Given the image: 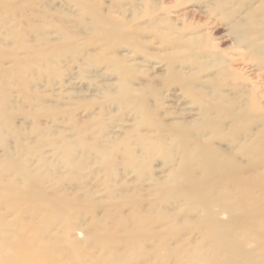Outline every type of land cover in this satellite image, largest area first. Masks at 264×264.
I'll list each match as a JSON object with an SVG mask.
<instances>
[{"label":"bare ground","instance_id":"obj_1","mask_svg":"<svg viewBox=\"0 0 264 264\" xmlns=\"http://www.w3.org/2000/svg\"><path fill=\"white\" fill-rule=\"evenodd\" d=\"M61 1L79 12V31L65 26L71 17L64 13L56 20L62 22L57 43L39 37L32 45L22 27L44 12L26 17L24 8L33 6V0L18 5L17 0H0L1 34L9 42L0 40V74L8 72L2 66L12 58L17 68L35 61L38 75L47 76L67 56L82 55L81 63L87 62L92 55L86 48L95 49L96 40L124 41L133 33L123 23L130 22L128 17L103 10L98 0ZM206 2L213 15L229 22L234 45L245 51L237 54L239 59L227 58L212 43V35L198 28L174 29L165 39L163 45L174 56L164 59V87L175 86L190 98L195 120L166 122L149 103L161 91L132 87V66L122 58L100 59L97 63H106L119 79L118 90L105 97L129 110L137 122L121 138L88 143L87 127L73 121L65 128L76 130L78 141L71 143L63 131L50 134L37 123L42 117L56 119L46 109V97L32 88L38 78L32 86L30 77L0 80V144L6 147L4 138L14 131L10 88L30 105L33 112L25 117L33 119L30 135L36 138L26 145L25 133L13 132L17 152L6 148L0 161V187L8 190L0 192V264H264V93L242 69H233L246 59L264 69V0ZM142 4L151 11L154 3ZM148 22L174 21L152 17ZM83 32L88 39L83 40ZM18 51L27 55L25 60L17 57ZM18 73V79L26 75ZM45 146L51 148L52 159L42 152ZM153 162H159L158 173ZM94 165L95 173L104 175L98 188L103 187L110 202L105 206L96 198L100 191L89 188L84 175ZM121 167L138 187L130 190L125 177L117 180ZM65 180L78 184L72 194L63 190Z\"/></svg>","mask_w":264,"mask_h":264},{"label":"rangeland","instance_id":"obj_2","mask_svg":"<svg viewBox=\"0 0 264 264\" xmlns=\"http://www.w3.org/2000/svg\"><path fill=\"white\" fill-rule=\"evenodd\" d=\"M21 1L23 0H17V5ZM33 1L35 2L33 6L24 8L27 12H23L24 15H26V17H32L33 13L44 12V17L37 21L29 22L22 27L26 32L25 39L29 44H38L39 37H43L47 43L52 45L57 43L59 38L58 30L62 22H56V20L64 13H68L71 17V22H67L65 26L69 30H74L75 32L79 31L75 23H79L80 14L76 11V8L62 3L61 0ZM117 1L118 0H98L103 10L114 14L116 17L123 16L126 19L128 17V21L130 22L123 23L126 24L128 29L133 33L128 34L124 41L122 40L123 38L114 37L108 39L106 43H101L96 40L97 47L95 49H91V46L86 48V52L92 55L87 62L81 63L80 59L82 55H76L77 57L74 56V58L67 56L62 63L53 66V71H50L47 76L38 75V67L35 65V61L23 62L17 68L13 64V59L8 58L2 66L3 68H7L8 72L3 75L0 74V80H7L9 78L19 81L21 78L27 79L30 77L28 79L30 86L34 83L35 78L40 80L38 84L32 88L39 95L46 97V109L50 110L55 115L56 119L50 120L42 117L37 120V123L41 128L47 129L50 134L63 131L65 135L70 137L71 143H76L78 141L76 130L66 131L65 128L73 124V121L79 128L85 129L87 127V130L85 129V134L88 133L89 135V139L87 140L88 143H93L96 140L103 143L102 141L105 140L104 137L107 136L121 138L127 131L132 130V127L137 122L136 118L129 110L110 103L105 97V93H115L118 90L119 79L118 75L111 68H108L106 63L102 62L98 64V60L119 57L122 58L127 65L132 66L133 79L131 86L134 88L155 90L157 92L161 91L160 96L157 98H150L149 103L152 107H158L160 113L165 117L166 122H170L180 117H184L187 120L197 119L196 106L192 103L190 98L184 96L175 86L168 87V90L164 87V78L168 71L167 62L164 59H169L174 56V54L168 51L167 47L163 44L165 39L173 35L174 29L190 32V30L193 31L198 28V30L204 31L203 33L205 35L211 34L213 37L212 43H217L219 49L223 51V55L227 58L239 59V57H236L237 54L244 53L243 51H245L243 47H236L234 45L229 33V22L222 20L219 16L213 15L209 11V5L211 4L206 2V0H151L152 4L154 3L153 8L149 7L151 11L148 10V6L142 4V0H135L141 3L133 0ZM118 6H120V8ZM114 7L115 9L113 10L112 8ZM152 17H167L174 22H148ZM81 18L87 20V16L85 15H81ZM9 26H14V23H10ZM1 30L0 28L1 42L5 45L9 44L1 34ZM81 35L83 40L89 38V35L85 32L81 33ZM110 47L112 49H110ZM12 48H16L14 43L12 44ZM18 53L17 57L21 60H25L27 55L21 51H18ZM181 56L185 57L187 55L186 53H182ZM233 67V69H242L246 74L245 77L261 85L259 92L264 93V69H259L253 61L247 59L242 63L239 60ZM19 70L26 71V75L18 79L17 75L21 74L18 73ZM184 72L189 73L191 71L185 69ZM7 90L9 91L8 88ZM9 99L11 101L9 109L14 114V119L11 122V126L14 128L13 132L16 134L24 132L27 136L25 134L22 136L25 139L24 143L26 145L35 142V136L30 135L35 128L34 121L33 119L25 117L26 114L33 112L30 110V105L22 101L20 94L17 93L15 88L14 90L10 88ZM84 109H88V112L83 111ZM72 112H74L75 115H73ZM67 113H70V116H68ZM13 132L8 133L6 138H4L6 147L0 144V161L3 159L6 148L13 153L17 152V137ZM55 135L57 136L58 134ZM115 140H117V138H115ZM41 149L45 156L49 159L53 158V152L50 147L45 146ZM158 164L159 162L150 164L156 173L159 172L157 169ZM95 168L96 165L85 170L86 172L84 175H88L90 178H88L87 182L89 185L88 187H92L93 190L96 188L95 190L100 191L96 194V198L102 200L103 206H105L110 202L106 200V194L102 192L103 187L98 188L101 186V180L104 175L100 170L95 173L97 171ZM153 170L150 168V171ZM63 172L64 171H62V173ZM117 173V180H122L125 177L126 180L131 183L129 184L130 190H133L132 188H134V186L138 187L137 182L134 181V177L132 175L127 176V172L123 167H121ZM64 175H67V173ZM143 184L144 183H142V185ZM76 186H78L76 182L70 184L65 180L63 183V190L66 191V194H72L76 190ZM3 191L8 190L0 187V192ZM52 221L56 222L55 219ZM81 238H79V240H81ZM94 252L99 254L97 256L102 254L98 247H94Z\"/></svg>","mask_w":264,"mask_h":264}]
</instances>
